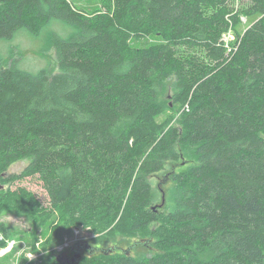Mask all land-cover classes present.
I'll use <instances>...</instances> for the list:
<instances>
[{
  "label": "trees",
  "instance_id": "16d2710c",
  "mask_svg": "<svg viewBox=\"0 0 264 264\" xmlns=\"http://www.w3.org/2000/svg\"><path fill=\"white\" fill-rule=\"evenodd\" d=\"M100 2L89 13L70 0H0V43L48 27L58 62L56 73H31L16 60L1 67L0 177L8 188L0 211L17 196L30 198L21 211L36 220L57 214L83 227L124 220L140 237L163 223L164 255L91 247L96 264H264V0ZM242 16L259 19L238 34ZM152 37L162 44L131 45ZM169 79L173 99L187 108L182 129L160 131L154 116ZM187 146L195 159L176 173ZM21 160L27 167L8 174ZM162 172L160 187L154 178ZM35 176L46 205L10 187ZM8 240L0 222V249Z\"/></svg>",
  "mask_w": 264,
  "mask_h": 264
},
{
  "label": "rangeland",
  "instance_id": "374dc122",
  "mask_svg": "<svg viewBox=\"0 0 264 264\" xmlns=\"http://www.w3.org/2000/svg\"><path fill=\"white\" fill-rule=\"evenodd\" d=\"M74 6L78 9H82L86 12H95L101 9L100 0H70ZM239 0V4L241 5ZM239 5V6H240ZM238 7V2L237 5ZM4 7L0 3V10ZM30 19L33 30L37 31V26L32 25L36 20L31 16H27ZM259 19V16L252 18H241V23L237 26L236 32L243 34L252 24ZM57 23V22H55ZM59 25H56L57 28ZM48 28V27H47ZM47 28L39 37H34L27 31H20L12 41H2L0 43V52L3 57L1 67H6L13 60L18 61L20 68L31 73H36L41 69L46 68L48 71L56 73L58 72V62L54 49L48 47V31ZM59 28V27H58ZM61 31V29L59 28ZM62 32V31H61ZM224 41L227 48L231 51L236 42L235 30H229L224 35ZM162 44V40L158 37H152L145 39L142 42L132 41L131 45L135 48L151 47ZM172 79L166 82L164 91L158 101V111L154 116L155 124L158 130L165 131L170 127H176L182 129V112L187 108V105H181L176 103L173 99V93L171 90ZM195 149L187 146L186 154L183 158L187 161L186 165L177 167L176 173L188 169L192 161L195 159ZM183 162V159L181 160ZM29 164L28 160L18 161L10 166L8 174H19ZM184 164V162H183ZM160 173L154 178V182L157 185L163 181V175ZM173 178L171 177L170 180ZM22 186L32 191L37 198L46 205L48 196L43 189L42 183L37 176L28 178L19 184L10 186L11 189H16ZM161 187V186H160ZM8 188L4 185V192ZM2 191V192H3ZM8 196L3 201L0 211V222H3L9 231V240L7 246L1 251H7V253L0 255V264H60L57 256L74 255L73 248L70 247L64 252L58 251V248L62 246L66 241L74 242L73 238L76 233H79L81 239L79 244L90 245L91 247H112L115 251L113 255H118L121 249H127L135 242H144L151 239L152 242L147 245H140L135 249H132L130 256L137 259H148L149 257L156 255H164L165 250L162 247L161 238L165 227L163 223L150 225L145 233L147 236L140 237L135 236L124 220L115 221L112 224H107L103 220H100L94 226H74L57 214H51L50 216L43 215L36 220L33 212L23 213L22 209H28L32 207L30 198L17 197L11 198ZM154 229V230H153ZM155 232L156 234H152ZM196 249V248H195ZM88 249H83L82 254L84 256V262L90 261L91 264H96L97 258L91 256ZM31 255L32 258H29ZM198 256H204L202 252H197ZM82 256V257H83Z\"/></svg>",
  "mask_w": 264,
  "mask_h": 264
},
{
  "label": "water",
  "instance_id": "95a60500",
  "mask_svg": "<svg viewBox=\"0 0 264 264\" xmlns=\"http://www.w3.org/2000/svg\"><path fill=\"white\" fill-rule=\"evenodd\" d=\"M168 177H169V175H166L165 179H167ZM160 186H161V184H160ZM2 190H4V184L1 183V177H0V191H2ZM164 202H165V194L163 193L162 204L159 207H162ZM141 244H145V242H143V243L142 242H135L131 246H129L126 250L121 249V251L123 253L129 255L132 249L136 248L138 245H141ZM77 246H80V247L78 249L76 248L74 250V255L72 257L57 256V259L60 262V264H66L67 262L76 263V262L80 261L82 256H83V254H82L83 249H88L91 253L95 251V249H92L90 245L86 246V245H82V244L80 245L78 243ZM113 250H110V252H112ZM107 252H109V251H107ZM5 253H7V251H5ZM5 253H3V254H5Z\"/></svg>",
  "mask_w": 264,
  "mask_h": 264
},
{
  "label": "built area",
  "instance_id": "2783aa9c",
  "mask_svg": "<svg viewBox=\"0 0 264 264\" xmlns=\"http://www.w3.org/2000/svg\"><path fill=\"white\" fill-rule=\"evenodd\" d=\"M74 242L71 243L70 241H66L62 246H60L58 248V251L60 252H64L67 249H69L70 247H75L76 244L80 243L81 239L79 238V233H76L74 238H73ZM3 253H5V251H1L0 255H2ZM33 255H31L29 258H32Z\"/></svg>",
  "mask_w": 264,
  "mask_h": 264
}]
</instances>
